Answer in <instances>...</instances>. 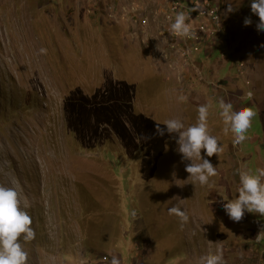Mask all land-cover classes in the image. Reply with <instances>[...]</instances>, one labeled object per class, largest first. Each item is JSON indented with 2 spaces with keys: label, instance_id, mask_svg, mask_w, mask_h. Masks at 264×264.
<instances>
[{
  "label": "rangeland",
  "instance_id": "obj_1",
  "mask_svg": "<svg viewBox=\"0 0 264 264\" xmlns=\"http://www.w3.org/2000/svg\"><path fill=\"white\" fill-rule=\"evenodd\" d=\"M198 2L214 14L191 11L195 39L167 32L186 0H0V184L32 218L27 264H196L217 247L224 264H264V216L237 222L223 208L238 171L264 167V31L249 0L231 12ZM221 98L255 112L240 145L223 132ZM204 103L223 151L206 157L217 175L202 186L178 134L156 124L187 127ZM172 205L189 216L183 229Z\"/></svg>",
  "mask_w": 264,
  "mask_h": 264
},
{
  "label": "clouds",
  "instance_id": "obj_2",
  "mask_svg": "<svg viewBox=\"0 0 264 264\" xmlns=\"http://www.w3.org/2000/svg\"><path fill=\"white\" fill-rule=\"evenodd\" d=\"M227 3V10L233 11L232 0H228ZM249 3L251 12L259 17L256 22L257 29L264 31V0H249ZM192 4L191 11L201 9L198 0H192ZM190 12L186 14L185 11H178L167 32L170 35L192 38L194 33L190 24ZM251 22L250 17L244 18L245 25H249ZM261 47H264V44ZM40 52L46 53V49L41 48ZM177 100L185 102L187 97L180 94ZM211 107L210 103L198 105L196 121L187 127L179 118L157 120L166 126L164 128L160 126V123L156 124V132L161 136L165 132L178 134L176 151L180 154L181 161H189L185 164V171L190 174L191 182L196 184L198 181L202 186L208 184L210 178L217 175L216 167L206 157L217 154L219 158L223 151L222 143L210 131L209 110ZM218 109L224 125V134H232L233 145L242 144L248 139L247 132L251 127L255 112L247 106L234 107L232 102H226L223 98L218 101ZM202 149L204 156L201 155ZM238 175L239 187L236 190L238 195L226 199V203L223 204L225 212L237 222L243 217L245 211L264 216V167H257L255 170L242 167L238 171ZM168 213L179 218L181 229L189 220L186 211L177 205L170 206ZM31 225L32 218L25 207L21 206L20 195L15 186L0 184V264H27L28 253L24 244L34 240L36 235ZM256 239L257 241L264 239V235L259 232ZM110 264H120V259L113 255ZM196 264H224L222 249L217 247L215 250L209 249L203 252L198 257Z\"/></svg>",
  "mask_w": 264,
  "mask_h": 264
},
{
  "label": "built area",
  "instance_id": "obj_3",
  "mask_svg": "<svg viewBox=\"0 0 264 264\" xmlns=\"http://www.w3.org/2000/svg\"><path fill=\"white\" fill-rule=\"evenodd\" d=\"M187 1H188V3L186 5H190V11H191V8L193 7L192 0H186V2ZM179 5H183V0H174V8L177 9V6H179ZM200 6H201V9H197L198 11H200L203 14H209L211 17H213L214 13H208V2H201ZM190 14H191V12H190ZM215 26L216 27H214V32H210L209 31V26L208 25L206 27H204L202 30H199V31L201 33H203V34H205V33L208 34V36L210 34L214 35L217 32V24H215ZM194 37H195V39H199L200 38V34H195Z\"/></svg>",
  "mask_w": 264,
  "mask_h": 264
},
{
  "label": "bare ground",
  "instance_id": "obj_4",
  "mask_svg": "<svg viewBox=\"0 0 264 264\" xmlns=\"http://www.w3.org/2000/svg\"><path fill=\"white\" fill-rule=\"evenodd\" d=\"M211 5V4H210ZM180 7V6H179ZM200 12V11H199ZM173 13V12H172ZM208 15V17L209 18H211V16L209 15V14H207ZM171 16H173V15H171ZM172 18V17H171ZM214 18L218 21V23H219V20H220V17L218 16V15H214ZM218 27H219V25H218Z\"/></svg>",
  "mask_w": 264,
  "mask_h": 264
}]
</instances>
